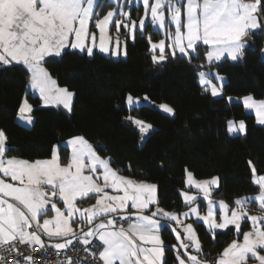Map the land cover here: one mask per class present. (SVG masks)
Instances as JSON below:
<instances>
[{
	"label": "rangeland",
	"instance_id": "obj_1",
	"mask_svg": "<svg viewBox=\"0 0 264 264\" xmlns=\"http://www.w3.org/2000/svg\"><path fill=\"white\" fill-rule=\"evenodd\" d=\"M260 4L261 0L253 4L238 0H0V63L23 64L30 74L16 120L25 127L34 123L33 105L27 94L31 87L44 95L42 106H50L51 98L66 101L62 94L52 92L54 84H59L46 67L49 58L72 50L89 56L97 51L115 60L125 59L127 40L133 41L138 31L144 32L149 22L161 34L159 38L148 34L155 63L165 62L169 55L189 57L196 53L199 44L207 49L208 65L224 59L238 62L243 49L249 47L244 40L248 34H242L240 26L247 20L251 21L252 29L263 26ZM226 81V75L215 68L199 72L200 84L215 97L223 95ZM68 92L73 94L69 108L72 111L74 92ZM228 100L243 103L245 110L255 115L256 123L264 126V98L246 94L231 95ZM126 105L129 109L150 105L167 115H175L171 104L152 101L148 95L128 94ZM126 118L139 131V144L143 145L154 125L131 113ZM246 131L245 121H228L230 135H245ZM61 145L69 148L65 161ZM8 147L0 129L1 172L12 176L16 183L11 186L15 190H34L35 202L46 207L56 206L59 198L66 209L82 211L83 217L97 211L112 217V213L127 208L133 189L141 192L142 186L135 184L147 182L156 188L153 182L121 175L110 158L102 156L83 136L58 143L51 157L35 160L7 156ZM251 168L260 191L238 197L233 206L212 195V180L214 187H218V176L203 179L189 169L186 171V188L180 190V195L187 208L180 213L170 211L175 221L174 234L181 246L187 240L195 250L201 249L195 222L203 223L214 235L232 226L235 237L227 244L226 254L234 252L242 257L240 264L263 263L264 174H258L253 163ZM246 223L249 226L244 228Z\"/></svg>",
	"mask_w": 264,
	"mask_h": 264
},
{
	"label": "trees",
	"instance_id": "obj_2",
	"mask_svg": "<svg viewBox=\"0 0 264 264\" xmlns=\"http://www.w3.org/2000/svg\"><path fill=\"white\" fill-rule=\"evenodd\" d=\"M148 34L161 36L149 22L144 32L138 31L133 41L127 40L125 59L72 50L49 58V72L60 86L74 92L73 108L68 113L61 107L42 106L38 96L30 95L32 127L16 120L29 81L28 69L18 63L0 65V129L9 146L7 155L48 158L56 144L83 136L102 156L110 157L120 173L155 183L159 206L179 213L187 208L180 190L186 188L188 169L198 178L218 176L219 186L212 195L232 206L238 197L258 193L251 163L258 174H264V126L256 123L255 115L248 113L243 103L230 102L228 96L264 98V25L238 62L224 59L211 65L202 44L189 57L169 55L165 62L155 63ZM208 68L226 75L222 96H213L200 84L199 72ZM128 94L167 102L175 115L150 105L129 109ZM129 113L155 127L143 145L139 144V131L126 118ZM230 119L245 121L246 134L230 135ZM60 152L67 160L69 148L61 145ZM194 226L201 255L212 262L235 237L232 226L215 235L203 223L195 222ZM248 226L246 223L244 228ZM162 236L169 245L176 242L167 226ZM175 259L168 248L165 264H175Z\"/></svg>",
	"mask_w": 264,
	"mask_h": 264
},
{
	"label": "crops",
	"instance_id": "obj_3",
	"mask_svg": "<svg viewBox=\"0 0 264 264\" xmlns=\"http://www.w3.org/2000/svg\"><path fill=\"white\" fill-rule=\"evenodd\" d=\"M253 15L252 11L250 16L253 17ZM234 20H236L235 16ZM250 22L247 20L243 27L240 26L242 34L249 35L261 29L258 27L252 29ZM0 65L4 64L0 63ZM29 84L30 81H28L27 88ZM61 87L54 84L52 92L62 94L66 101L51 98L49 105L61 107L70 113L72 112L69 108L72 106L73 94L68 92L70 90ZM27 94L28 98L30 95L38 96L41 103L45 98L40 91L36 93L32 87ZM120 174L129 177L128 179H136ZM13 183L16 182L12 176L3 174L0 170V242L17 238L23 243L39 246L53 245L61 249L66 248L76 239L88 242L96 236L104 244L101 254L102 264H165L168 248H172L175 254V264H240L242 262L243 258L236 253L226 254L227 245L215 262L204 259L201 249L195 250L192 244L186 242L187 240H184L185 243L181 246L176 234V242L169 245L162 236V230L167 226L174 232V216L170 211L159 206L157 186L154 188L146 184L147 182L135 184L142 186L141 192L133 189L127 208L117 210L112 213V217L98 211L92 213V216L86 214V217H83L82 211L73 212L66 209L64 202L59 198L56 199V206L46 207L44 204L35 202L33 196L37 193L34 190H28L30 193L25 190H15L11 186ZM212 183V187L216 189L215 181L212 180ZM114 217L129 219L128 226L116 228ZM32 226L35 227L33 232L30 231ZM256 262L249 264H260ZM262 264H264V259Z\"/></svg>",
	"mask_w": 264,
	"mask_h": 264
},
{
	"label": "built area",
	"instance_id": "obj_4",
	"mask_svg": "<svg viewBox=\"0 0 264 264\" xmlns=\"http://www.w3.org/2000/svg\"><path fill=\"white\" fill-rule=\"evenodd\" d=\"M241 3L253 4L260 0H239ZM129 219L114 217L116 228H126ZM35 231V227H30ZM104 244L98 237L88 242L74 240L66 248L53 245H32L19 239L0 242V264H102L101 254Z\"/></svg>",
	"mask_w": 264,
	"mask_h": 264
},
{
	"label": "water",
	"instance_id": "obj_5",
	"mask_svg": "<svg viewBox=\"0 0 264 264\" xmlns=\"http://www.w3.org/2000/svg\"><path fill=\"white\" fill-rule=\"evenodd\" d=\"M264 0H261V4L259 6V18L262 22V24L264 25ZM254 36L255 33H251L248 36L245 37V41H247L249 43V47H252L254 45Z\"/></svg>",
	"mask_w": 264,
	"mask_h": 264
}]
</instances>
